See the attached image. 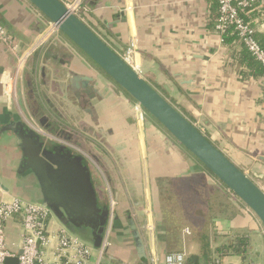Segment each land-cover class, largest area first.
Instances as JSON below:
<instances>
[{"label": "crops", "instance_id": "crops-1", "mask_svg": "<svg viewBox=\"0 0 264 264\" xmlns=\"http://www.w3.org/2000/svg\"><path fill=\"white\" fill-rule=\"evenodd\" d=\"M81 5L85 23L115 52L134 44L135 70L264 191V75L246 77L239 60L242 44L222 42L215 28V1L81 0ZM255 9L249 21L264 46V1ZM46 19L28 0H0V23L18 46L14 55L0 44V202L20 198L41 203L39 184L29 170L20 169L22 149L7 127L19 121L41 133L53 128L35 120L31 85L26 79L25 89L21 82L22 65L17 101L7 103L2 84L6 73H15L19 57L30 58L28 74L42 66V78L49 80L41 85L51 99L70 94L66 88L70 69L94 76L102 97L91 100L90 114L74 108L85 123L83 134L95 132L102 139L100 156L91 155L87 162L99 207L109 209L103 240L106 264H146L151 254L163 264L164 254L181 251L178 243L190 232L185 233L186 226L179 235L166 223L173 217L164 205L173 197L175 210L184 213L194 231L202 229L197 239L203 244L206 240L211 253L235 232H246L250 263L264 264V229L248 207L146 111L139 119L136 102ZM130 220L142 236L145 259L138 257ZM46 229L50 235L65 230L77 236L94 249V255L99 248L89 243L88 226L62 223L52 214ZM21 231L19 216L5 222L6 245L15 254L20 253ZM56 245L57 239L51 238L40 246L49 263ZM202 245L192 254H200ZM226 257L237 256L220 258Z\"/></svg>", "mask_w": 264, "mask_h": 264}, {"label": "water", "instance_id": "water-1", "mask_svg": "<svg viewBox=\"0 0 264 264\" xmlns=\"http://www.w3.org/2000/svg\"><path fill=\"white\" fill-rule=\"evenodd\" d=\"M28 1L240 199L264 229V191L242 169L124 62L62 0ZM68 75L66 88L74 93L77 100L82 98L80 108L90 114L91 100L102 98L95 86L94 76L76 73L71 69ZM42 117L40 123L44 124L48 117ZM7 128L15 133L16 142L22 149L20 169L29 170L39 184L41 204L50 209L62 223L88 226L92 230L89 243L100 246L105 237L109 209L99 207L85 156L80 152L75 153L70 145L62 144L58 149L56 146L48 149L42 140L43 133L25 123L14 121ZM129 223L138 257L145 259L140 231L134 221L130 220ZM3 264H18V258L6 257Z\"/></svg>", "mask_w": 264, "mask_h": 264}, {"label": "built area", "instance_id": "built-area-1", "mask_svg": "<svg viewBox=\"0 0 264 264\" xmlns=\"http://www.w3.org/2000/svg\"><path fill=\"white\" fill-rule=\"evenodd\" d=\"M218 5L215 28L222 35L230 26L238 36L239 42L246 48L250 55L264 68V48L255 37V31L252 26L244 22L239 15L241 8L248 7L253 2H262L264 0H215ZM70 9L84 21L83 11L85 7L81 5V0H75L72 3H65ZM85 22V21H84ZM51 24L54 31L58 27ZM0 44L6 47L12 54L16 55L18 46L7 29L0 23ZM134 44L130 43L125 49L117 54L129 66L134 68ZM25 58V57H23ZM25 59L18 58L19 65L15 73H6L2 77L4 86V99L8 104L17 101V74L19 67L23 65ZM134 109L139 119L144 118L145 110L135 103ZM197 127V125L195 124ZM198 128V127H197ZM51 211L46 206L38 202H29L20 198H12L10 201L0 202V264L4 263L6 257L17 256L18 264H106L103 261V252L106 241H103L96 254L94 249L82 241L77 236L68 233L65 230L59 231L55 235H50L46 229V221L50 217ZM19 216L21 218L22 242L19 254L12 252L6 245L5 222L11 217ZM112 211L110 213V219ZM189 234V230H184ZM51 238L57 239L56 255L51 263L44 260L40 246L46 245ZM186 253L184 251H173L164 254L163 264H187ZM146 264H158L157 258L151 254L147 258ZM202 264V263H200ZM205 264H231L225 263L222 259L212 258Z\"/></svg>", "mask_w": 264, "mask_h": 264}, {"label": "rangeland", "instance_id": "rangeland-1", "mask_svg": "<svg viewBox=\"0 0 264 264\" xmlns=\"http://www.w3.org/2000/svg\"><path fill=\"white\" fill-rule=\"evenodd\" d=\"M29 59L30 58L26 59L22 65L23 68L25 69L22 74V78H21L23 88L26 89V86H27L25 82L26 79L29 82H31V86L28 88L31 89L33 95L35 96V99L38 103L37 105L39 109L41 110V112L43 114L45 113L48 117V121L51 123L54 122L58 129H64L70 132V134L73 135V138L76 141H74V143H70L67 140H65L63 137H61L60 135H57L54 131L49 132L46 129L43 132L44 138L46 140H54V141H58L61 143L65 142L66 144H69L70 146H72L74 150L76 151L78 150L79 152H82V154L85 156L86 159L88 158L91 159V155H94L95 157L100 156L98 148H99V145H101L102 143L101 137L95 132H94L95 135L90 134V133L83 134L85 123L81 118V114H80L81 112L76 111V108H74L76 107V105L70 102L71 101L70 95L69 94L67 95L65 93L59 96V98L51 99L52 98L51 94L48 93L47 89L44 90L43 85H41L42 80L46 82V80H49V78L48 77L40 78L38 72L42 66H40L38 70H35V73L32 74L29 72L28 74V70L26 67H27V63ZM50 63L52 64L54 62L50 59ZM119 89H122V88H119ZM65 95L68 98L67 100H66ZM29 105L30 104L28 103V106ZM35 120L37 122L38 118H35ZM94 168L95 166L92 168V171L93 170L95 171ZM173 199L174 197L172 198V202H173ZM172 202L164 205L165 211L170 212L166 214H169V217H171L172 215L173 219H175L176 221L178 220V225L174 227V230L177 231L179 235L182 234V230L187 226L186 228L189 230L190 236H183L182 237L183 239L180 240L178 245L185 253L192 254V252L198 251L200 245L203 244V241L201 239L199 241L197 239L202 229L197 228L196 229L197 233H196V231H194V228L191 226V222L187 218L184 217L183 212L180 213V211H177V209L175 210V207L172 204ZM171 221L172 220H168V221L166 220V223L169 222L168 225L170 226ZM262 232H263V229H262ZM255 260L259 261V258ZM224 262L231 263V264H238L240 262V258L239 257H226L224 259ZM253 264H258V263L255 261L253 262Z\"/></svg>", "mask_w": 264, "mask_h": 264}, {"label": "trees", "instance_id": "trees-1", "mask_svg": "<svg viewBox=\"0 0 264 264\" xmlns=\"http://www.w3.org/2000/svg\"><path fill=\"white\" fill-rule=\"evenodd\" d=\"M215 3L217 5L216 1H215ZM258 3H260V2L259 1L253 2L248 7L241 8L239 10L240 17L244 20V22L248 23L250 26H252L250 21H249L250 17L255 16V14H256L255 13L256 12L255 7L258 6ZM217 9H218V5H217ZM217 15H218V13H217ZM217 15H216V18H217ZM46 20H48V19H46ZM215 23H216V19H215ZM235 40H238V36H237L236 32L233 30V27L230 26L228 28V30L222 34V42L224 44H231ZM242 47L243 48L239 53V60L244 65V67L246 69L244 72V75L246 77L263 76L264 75V68L250 55V53L246 50V48L243 45H242ZM262 47L264 48V46H262ZM188 120L195 125V123L193 121H191V119H188ZM205 169L211 176H213L215 179H217L206 167H205ZM171 220L172 221H171L170 230L175 231L174 227H176L178 225V220L176 221L173 218ZM74 229L79 230L78 228H74ZM87 236H89V235H86V237ZM204 239H207V238H204ZM98 247L100 248L101 245ZM201 250L202 251L200 252V254H191V255L187 256L186 257V263L187 264H200V263L205 264L214 257L221 259L220 257H222V256L232 255V256H237L240 258L239 264H251L249 261V238L246 235V232H235L234 234L231 235V238L227 241V243L217 247L215 249L214 253L210 252L208 242L205 240V243L202 245Z\"/></svg>", "mask_w": 264, "mask_h": 264}, {"label": "flooded vegetation", "instance_id": "flooded-vegetation-1", "mask_svg": "<svg viewBox=\"0 0 264 264\" xmlns=\"http://www.w3.org/2000/svg\"><path fill=\"white\" fill-rule=\"evenodd\" d=\"M39 76H40V78H42L43 77V75H44V69L42 70V68L41 69H39ZM32 81V80H31ZM30 84V82L28 83V85ZM70 97H71V103L72 104H74V105H76V107H78V108H80V104H81V102H82V98L81 99H79V100H77L76 99V97L74 96V93L73 92H71L70 91ZM31 97H33V100H31V103H32V105H33V107H32V111H33V114H34V116L35 117H37L38 118V120H39V122L42 120V112H41V110L39 109V107H38V103H37V101H36V99H35V96L33 95V96H31ZM44 124H47L48 125V127L51 129V127L53 128V131L57 134V135H60L61 137H63L65 140H67V141H72V142H74V141H76L74 138H73V135L72 134H70V132H68V131H66V130H64V129H58L57 127H56V125L55 124H52V123H50L48 120L47 121H45L44 122ZM44 141V144L48 147V149H51V148H53V147H55L56 146V149H58V148H60V145H62V144H64V145H69V144H66L65 142H63V143H61V142H58V141H54V140H43ZM44 145V146H45ZM72 150H74V149H72ZM74 151H76V150H74ZM76 152H78V150L76 151ZM75 152V153H76ZM90 170V169H89ZM51 214H52V212H51Z\"/></svg>", "mask_w": 264, "mask_h": 264}]
</instances>
